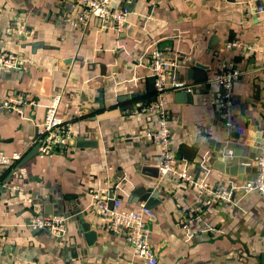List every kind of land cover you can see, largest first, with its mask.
<instances>
[{
  "label": "crops",
  "instance_id": "1",
  "mask_svg": "<svg viewBox=\"0 0 264 264\" xmlns=\"http://www.w3.org/2000/svg\"><path fill=\"white\" fill-rule=\"evenodd\" d=\"M129 2L113 0L112 7ZM130 8L117 33L100 29L94 18L78 25L75 0H0V50L30 61L21 70L0 69V152L27 153L57 95V116L71 133L62 152L35 155L11 172L0 167V264H143L122 232L103 227L90 195L108 201L114 190L121 208L134 211L140 187L155 188L149 227L157 264H261L264 194L209 202L196 188L151 178L162 152L145 133L157 129V116L146 110L153 100L149 63L156 50L174 62L177 82L195 84L189 98L179 91L166 96L177 167L218 187L236 188L255 176L247 156L257 147L238 142L244 135L247 142L260 140L264 0H132ZM194 64L204 66V81L186 78ZM223 64L240 72L230 93L243 134L226 130L219 117L221 89L210 80ZM102 71L106 84L99 98L90 81ZM126 105L133 108L97 119ZM225 151L236 155L234 168L249 162V170H219L229 164ZM45 211L64 218L62 238L29 227ZM82 226L96 232L93 242Z\"/></svg>",
  "mask_w": 264,
  "mask_h": 264
},
{
  "label": "built area",
  "instance_id": "2",
  "mask_svg": "<svg viewBox=\"0 0 264 264\" xmlns=\"http://www.w3.org/2000/svg\"><path fill=\"white\" fill-rule=\"evenodd\" d=\"M75 1L76 6L81 9L77 20L78 25L85 26L90 18H94L98 20L100 29L120 33L126 26L129 12L124 7L113 8V0ZM258 10L261 9L258 8ZM15 32L23 34L24 30L19 29ZM232 45L234 46V44ZM151 54L149 65L151 76L154 78V92L151 96L153 100L146 110L154 112L157 116V129L146 132L145 136L153 140L162 152L155 164L158 169L157 179L162 182L165 178H170L181 186L196 188L209 202L233 203L236 193L241 197L250 192L264 194V99L261 106V137L257 145V154L253 159L256 170L255 179L247 180L236 188L209 185L198 180L186 170L177 167L170 144L166 96L173 91L191 92L195 88V84L188 85L184 82H177L176 74L172 70L175 67L174 62L164 58L159 51L153 50ZM29 64L30 61L24 56L0 50V69L21 70ZM170 70H172L171 74H169ZM239 74L240 72L233 70L230 65L223 64L210 82L221 89L217 102L223 126L228 131L243 134V128L235 124L231 113L233 106L230 93L231 85ZM59 99L58 95L55 96L45 107L43 123L39 126L36 139L33 142V145H39L38 152L41 156L62 152L71 145L70 127L57 116ZM3 106L10 107L9 104H3ZM25 153L7 155L0 152V167L9 168V172L13 171ZM90 195L97 213L105 219L103 227L113 233L122 232L133 250L134 257L141 260L143 264H157V255L150 247L149 222L155 218L154 211L145 207L144 203H140L134 211L124 210L121 208V199L117 197H113L110 210L107 207V199L101 198L97 192L93 191H90ZM64 221L60 215H40L32 218L29 227L36 231H47L57 238H62L65 234Z\"/></svg>",
  "mask_w": 264,
  "mask_h": 264
},
{
  "label": "water",
  "instance_id": "3",
  "mask_svg": "<svg viewBox=\"0 0 264 264\" xmlns=\"http://www.w3.org/2000/svg\"><path fill=\"white\" fill-rule=\"evenodd\" d=\"M132 0H130L129 3L127 4H124V8H126L128 10V12L131 11V8H130V3H131ZM104 75L105 73L102 71L100 72L99 76L95 79H92L90 81V84L91 85H94V87L98 88L99 89V98H101L102 96V91H101V87L103 85L106 84L105 80H104ZM186 78L188 80H194V81H197V82H201V81H204L206 79V76H205V72H204V66L200 65V64H194L192 67L190 68H187L186 70ZM150 80H151V84L154 85V78L151 76L150 77ZM48 89V81H44L43 82V91H47ZM151 93L154 92V89H151L150 90ZM47 93V92H46ZM180 93V97L183 98V95L187 96L189 98V96H191V92H187V91H179ZM103 107L100 106V109H102ZM133 108V105H126V106H123L119 109H113V110H108V111H103L101 112L100 114L97 115V119H104V118H108V117H111V116H114L116 114H118L119 112L123 111V110H129ZM258 137H261V132L259 133ZM36 139V136L34 138V140ZM247 136L244 135L242 136V140H240L238 143L240 145H244V144H247L249 147L253 146V145H258V141H257V144L256 141H251V142H247ZM33 140V141H34ZM38 144H35L33 146H31V148L28 150V152L25 154V156L22 157V159L17 163L16 167L15 168H18L20 166H22L24 163H26L27 161H29L31 158H33L35 155H40V153L38 152ZM227 152L225 151V153L223 154V156H225V158L228 160L229 164H225L223 163V166L220 165L219 167V170H225L227 171L229 174L231 175H236L237 173H235L237 170H239V173L241 172H244V171H247L249 170L248 167H251L250 166V163L249 162H241L240 165H239V169L238 168H234L235 165H238L239 162L238 160H235V157L236 155H231V154H226ZM246 155H244L245 157ZM256 156V152H253V153H249L247 158L251 161L254 159V157ZM187 160H191V157L190 156H187V158H185ZM13 169L14 171L17 170V169ZM140 170H141V166H140ZM144 169H142L143 171ZM146 171H148L149 169L146 168L145 169ZM152 172V174H149V176L151 178H154V179H157L158 178V169L155 167L154 169L152 170H149ZM256 177V170H255V176L249 180H254ZM6 181H4V183H6ZM154 187L152 188H139L137 190V192L135 193L137 196H139V199H140V202L141 203H144L145 207L151 209L154 204L157 202V200L155 199V192H154ZM113 197H114V190H111L109 192V195H108V201H107V207L108 209L111 210L112 208V204H113ZM46 214H43V215H50L51 212H47L45 211ZM51 215H57V214H51ZM83 228V231L84 233H86V235H84V237H88V241L87 242H93V240H95V237H96V232L94 230H90V228L87 226H82ZM260 260H261V264H264V253H262L260 255Z\"/></svg>",
  "mask_w": 264,
  "mask_h": 264
}]
</instances>
